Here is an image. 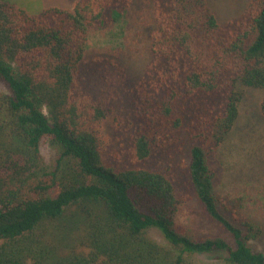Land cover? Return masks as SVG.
<instances>
[{
	"label": "trees",
	"instance_id": "trees-1",
	"mask_svg": "<svg viewBox=\"0 0 264 264\" xmlns=\"http://www.w3.org/2000/svg\"><path fill=\"white\" fill-rule=\"evenodd\" d=\"M131 2L77 0L29 14L0 0V264H193V254L218 252L226 264H264L248 244L263 224L241 198L216 191L210 159L239 117L242 88L264 91V0L225 24L206 0H153L145 70L131 83L120 74L125 118L92 95L85 70L101 61L87 57L91 29ZM115 112V128L130 136L125 163L104 132ZM151 157L158 163L145 165ZM192 198L234 243L178 223Z\"/></svg>",
	"mask_w": 264,
	"mask_h": 264
},
{
	"label": "rangeland",
	"instance_id": "rangeland-1",
	"mask_svg": "<svg viewBox=\"0 0 264 264\" xmlns=\"http://www.w3.org/2000/svg\"><path fill=\"white\" fill-rule=\"evenodd\" d=\"M23 8L29 14H37L50 6L72 9L77 0H6ZM251 0H206L220 23L236 20L245 11ZM109 9L103 20L90 31L87 57L101 59L85 70V86L98 99H107L114 103L128 117L131 109L129 95L122 94L120 74L123 81L131 83L136 76L143 74L149 60V35L156 28L153 0H132L121 16ZM110 61H113L111 63ZM244 97L239 106V117L226 141L210 156L216 170L215 189L229 198H241L244 213L253 217L264 226V118L261 101L262 89L243 87ZM115 114L104 121V132L115 137L113 151L122 155L116 162L125 163V149L130 138L124 126L117 130L114 125ZM124 151V152H123ZM41 152L50 162L55 150L44 139ZM158 163L152 157L145 165ZM167 161L164 162V166ZM178 174L183 172L179 169ZM183 173L181 176L183 177ZM177 183V191L187 192L183 178ZM178 223L190 228L197 235H222L231 243L233 238L220 229L204 213L196 198L189 199L180 206ZM149 234L157 241L166 240L157 228H151ZM254 250L264 252V234L248 243ZM193 264H226L224 252L196 253L191 257Z\"/></svg>",
	"mask_w": 264,
	"mask_h": 264
}]
</instances>
